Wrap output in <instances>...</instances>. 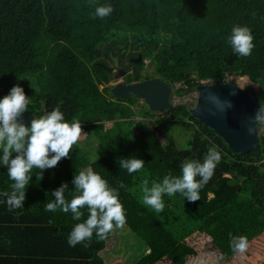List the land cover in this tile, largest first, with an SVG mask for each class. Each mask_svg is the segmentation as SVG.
I'll use <instances>...</instances> for the list:
<instances>
[{"label":"trees","instance_id":"trees-1","mask_svg":"<svg viewBox=\"0 0 264 264\" xmlns=\"http://www.w3.org/2000/svg\"><path fill=\"white\" fill-rule=\"evenodd\" d=\"M106 3L114 12L94 17L95 6ZM234 24L252 30L255 47L248 57L235 55L228 43ZM129 47L150 58L164 80L185 83L178 94L204 79L220 83L231 75L247 76L258 84L257 98L264 104V0H0V98L19 83L31 99L32 115L59 106L83 128L70 158L45 170L41 180L33 170L24 207L10 212L0 197V263L264 264V135L256 148L236 152L184 105L168 110L169 118H153L147 107L133 108L137 97L114 98L108 83L115 72L106 67L117 57L126 68ZM139 66L125 82L142 78ZM137 111L142 120L134 119ZM171 127L189 132L186 147L178 148ZM93 137L99 145L96 158L89 159L80 144ZM213 145L222 159L200 200L189 203L174 195L193 228L180 238L132 193L140 171L129 174L118 160L135 155L145 161L141 171L161 180L179 175L186 158L202 161ZM88 167L113 187L124 182L119 192L126 223L104 240L94 234L88 247H70L67 236L77 221L44 206L62 182L69 184L70 199L75 171ZM11 183L0 165V192L10 191ZM230 233L248 237L245 253L231 250Z\"/></svg>","mask_w":264,"mask_h":264},{"label":"clouds","instance_id":"clouds-1","mask_svg":"<svg viewBox=\"0 0 264 264\" xmlns=\"http://www.w3.org/2000/svg\"><path fill=\"white\" fill-rule=\"evenodd\" d=\"M113 12L112 4H97L93 15L104 19ZM227 39L235 55L248 57L252 54L254 37L248 25L234 24ZM30 103V97L19 83L0 98V165L7 168L8 178L12 181L10 191L0 192V197L5 198L3 202L10 212L24 207L33 170H38L36 179L41 180L45 170L55 168L62 159L70 158L69 153L83 130L81 121L78 118L66 119L59 106L39 117H32L26 123L24 114ZM250 119L255 124L264 125V104H260ZM253 131L255 129L249 126V134ZM221 159V153L213 145L202 161L183 160L179 175L168 173L161 180H152L151 183L145 178L141 184V202L156 213L164 210L165 195L172 197L179 193L189 203H195L200 200V191L214 175ZM118 164L132 174L141 171L145 161L133 155L119 158ZM71 184L70 199L65 195L69 184L62 182L52 190L54 199L44 206L47 212L70 213L72 220L77 221L67 236L70 247L78 244L88 247L94 234L98 240H104L115 229L124 227L126 210L119 192L120 188H126L123 181L118 187H113L100 173L88 167L75 171ZM84 209L87 210L86 218ZM53 222L49 220V224ZM229 246L234 253L243 254L249 249L248 237L230 233Z\"/></svg>","mask_w":264,"mask_h":264},{"label":"water","instance_id":"water-1","mask_svg":"<svg viewBox=\"0 0 264 264\" xmlns=\"http://www.w3.org/2000/svg\"><path fill=\"white\" fill-rule=\"evenodd\" d=\"M140 60L141 55H138L132 61L136 63ZM113 67L116 77L125 74L117 57H113ZM106 69L112 70L110 67ZM174 84L154 77L130 83L116 82L110 85L109 92L117 99L130 96L141 98L148 110L162 112L176 108L170 101ZM195 90L196 104L188 109L190 114L212 129L236 152L247 153L257 147L258 124L250 118L254 117L261 103L251 91L231 81L214 83L211 79L201 80ZM32 117L35 116L27 111L24 114L25 122H30ZM249 126L255 129L251 134L248 132Z\"/></svg>","mask_w":264,"mask_h":264},{"label":"rangeland","instance_id":"rangeland-1","mask_svg":"<svg viewBox=\"0 0 264 264\" xmlns=\"http://www.w3.org/2000/svg\"><path fill=\"white\" fill-rule=\"evenodd\" d=\"M128 43H131V40H128ZM126 58L124 59V65L126 68L122 67L123 69H127L129 73H132L136 67V64H140L139 73L144 78H153L159 76L155 70L154 65L151 62L150 58L141 59L139 62H132L129 58H136L138 56V52L131 49L130 47L125 52ZM110 67L113 68V64L109 61ZM115 72V71H112ZM240 76L237 75H231L228 76L226 81H231L237 85H239L242 88H246L249 91H251L253 94H258L260 92V88L256 83H253L247 79L245 83H242L241 81H244V79L239 78ZM125 80V76H120L119 78L116 77L115 79H112L109 82V85L114 84L116 82H123ZM186 87V84L183 82H175L173 91L171 92L170 101L172 104H181L188 108H192L196 104L197 99V91L195 88L188 89L187 91L182 90L181 94L177 93V89H184ZM103 86L99 85V89H102ZM264 93V92H263ZM147 106L144 103V101L141 98H138V101L135 105H133V108L138 110L145 109ZM150 114L153 116V118H169L170 113L168 110L162 111V112H155L150 111ZM143 116L139 114L137 111L134 119L139 121L142 120ZM258 134L264 135V125L258 124L257 126ZM169 132L172 135L173 139L175 140L178 148H183L187 146V141L189 138V132L187 130H184L180 127H171L169 128ZM82 146V150L85 151V153L88 155L89 159H95L97 154V148L99 145V140L97 137H93L89 140H85L81 142L80 144ZM147 178L149 182L151 183L152 180L159 181L158 178L155 176H152L148 174L146 171H140L135 178L133 179V184L131 187L132 193L141 201V184L143 180ZM165 202V208L162 212L157 213L163 221L165 220L166 224L169 225V228H174L176 231V234L182 238L184 236H187L193 232V228L185 221L184 216L182 214L183 212V203L178 200L175 196L169 197L165 195L163 197ZM150 209V208H149ZM153 211V210H152Z\"/></svg>","mask_w":264,"mask_h":264},{"label":"flooded vegetation","instance_id":"flooded-vegetation-1","mask_svg":"<svg viewBox=\"0 0 264 264\" xmlns=\"http://www.w3.org/2000/svg\"><path fill=\"white\" fill-rule=\"evenodd\" d=\"M138 55H141V54H138ZM131 61L134 59V58H129ZM141 59H142V56H141ZM133 62V61H132ZM135 63V62H134ZM120 66V65H119ZM121 67V66H120ZM122 68V67H121ZM125 70V74L124 75H122V77L123 76H126V74H129V72H128V70L127 69H124ZM112 71H115V74H116V70L114 69V67L112 68ZM159 75V74H158ZM120 77V76H119ZM118 77V78H119ZM157 77H160V75L159 76H157ZM154 78V77H153ZM161 79H163L162 77H160ZM145 79H150V78H144V79H140V80H145ZM140 80H136V81H140ZM164 80V79H163ZM164 81H166V80H164ZM124 83H130V82H125V81H123ZM131 82H135V80L134 81H131ZM167 82H170V81H167ZM172 83H175V82H172ZM108 85H109V83H108ZM112 85V84H111ZM110 86V85H109ZM256 97H257V94H254ZM258 99V98H257ZM259 100V99H258ZM175 106H176V108H178L179 106H181V104H175ZM175 108V109H176Z\"/></svg>","mask_w":264,"mask_h":264},{"label":"bare ground","instance_id":"bare-ground-1","mask_svg":"<svg viewBox=\"0 0 264 264\" xmlns=\"http://www.w3.org/2000/svg\"><path fill=\"white\" fill-rule=\"evenodd\" d=\"M239 78H242V79H244V81H241L242 83H245V82H247V81H246V79H247L246 77H244V76H240Z\"/></svg>","mask_w":264,"mask_h":264},{"label":"crops","instance_id":"crops-1","mask_svg":"<svg viewBox=\"0 0 264 264\" xmlns=\"http://www.w3.org/2000/svg\"><path fill=\"white\" fill-rule=\"evenodd\" d=\"M1 264V263H0Z\"/></svg>","mask_w":264,"mask_h":264}]
</instances>
